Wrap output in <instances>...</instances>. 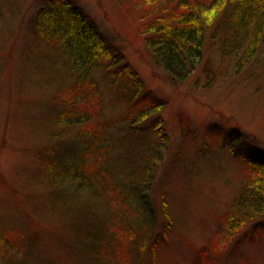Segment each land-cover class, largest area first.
Instances as JSON below:
<instances>
[{
	"label": "rangeland",
	"instance_id": "1",
	"mask_svg": "<svg viewBox=\"0 0 264 264\" xmlns=\"http://www.w3.org/2000/svg\"><path fill=\"white\" fill-rule=\"evenodd\" d=\"M126 1L73 0L137 72L144 97L167 101L160 113L168 145L150 191L152 230L143 237L129 213L114 216L113 205L68 181L47 182L38 156L76 158L80 152L75 134L53 137L49 124L54 94L71 79L34 30L33 17L47 0H0V236L28 241L17 258L0 255V264H264V212L233 232L221 222L243 180L246 160L239 151L254 156L252 147L264 150V50L258 58L263 66L236 68L234 58L221 55L223 24L217 37L211 27L195 70L184 80L171 79L147 53ZM93 77L104 118L116 119L127 104L114 102L107 72ZM121 126L102 144L115 145ZM236 133L242 138L234 142ZM128 220L147 247L139 255L125 250L122 258L113 244H125Z\"/></svg>",
	"mask_w": 264,
	"mask_h": 264
},
{
	"label": "trees",
	"instance_id": "2",
	"mask_svg": "<svg viewBox=\"0 0 264 264\" xmlns=\"http://www.w3.org/2000/svg\"><path fill=\"white\" fill-rule=\"evenodd\" d=\"M126 2L127 6L122 4L134 17L135 31L147 53L171 79L184 80L195 70L208 29L214 27L211 34L217 37L222 24L221 55L234 58L236 68L253 63L263 66L258 58L264 50V0ZM33 26L37 37L62 59L65 73L71 79L54 94L55 109L49 121L51 136L63 137L64 133L72 132L81 141L76 158L72 154L68 158L54 156L58 154L52 152L45 155L47 158L38 156L47 182L62 185L68 181L107 207L113 205L114 216L129 213L144 237L153 227L148 216L152 210L150 191L168 145L160 113L166 99L144 97L143 82L137 72L73 0H47L46 5L37 9ZM100 71L110 75L109 90L114 102L127 104L116 119L103 116L104 97L93 77L94 72ZM118 124L122 125L123 134L115 145L107 148L102 144L105 136ZM238 135H233L234 142L242 138ZM115 149L118 152L113 154ZM252 149L254 156L238 153L246 160L243 180L221 220L222 224H229L230 232L264 212V150L258 145ZM163 212L168 218L166 204ZM140 216L146 219L137 218ZM122 232L125 244L117 240L113 244L120 257H126L125 250L139 255L146 249L142 245L145 240L139 239L130 220L123 224ZM154 238L157 242L161 238L158 231ZM24 246L28 247V241L22 235L16 239L10 234L0 236L3 259L17 258ZM140 256L143 258L142 252ZM99 258L106 262L102 256ZM114 264L120 262L114 260Z\"/></svg>",
	"mask_w": 264,
	"mask_h": 264
}]
</instances>
